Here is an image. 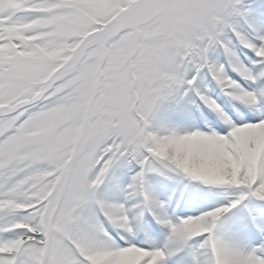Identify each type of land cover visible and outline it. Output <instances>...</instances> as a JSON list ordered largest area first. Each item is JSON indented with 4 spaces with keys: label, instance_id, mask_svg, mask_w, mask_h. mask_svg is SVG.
I'll use <instances>...</instances> for the list:
<instances>
[{
    "label": "snow or ice",
    "instance_id": "snow-or-ice-1",
    "mask_svg": "<svg viewBox=\"0 0 264 264\" xmlns=\"http://www.w3.org/2000/svg\"><path fill=\"white\" fill-rule=\"evenodd\" d=\"M0 264H264V0H0Z\"/></svg>",
    "mask_w": 264,
    "mask_h": 264
},
{
    "label": "bare ground",
    "instance_id": "bare-ground-1",
    "mask_svg": "<svg viewBox=\"0 0 264 264\" xmlns=\"http://www.w3.org/2000/svg\"><path fill=\"white\" fill-rule=\"evenodd\" d=\"M169 194H170V193H169ZM178 195H179V194L177 193V197H178Z\"/></svg>",
    "mask_w": 264,
    "mask_h": 264
}]
</instances>
